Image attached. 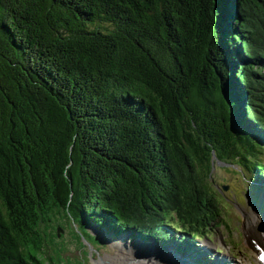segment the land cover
<instances>
[{
    "label": "trees",
    "instance_id": "16d2710c",
    "mask_svg": "<svg viewBox=\"0 0 264 264\" xmlns=\"http://www.w3.org/2000/svg\"><path fill=\"white\" fill-rule=\"evenodd\" d=\"M263 149L264 0H0V264H54L61 215L187 252Z\"/></svg>",
    "mask_w": 264,
    "mask_h": 264
},
{
    "label": "rangeland",
    "instance_id": "374dc122",
    "mask_svg": "<svg viewBox=\"0 0 264 264\" xmlns=\"http://www.w3.org/2000/svg\"><path fill=\"white\" fill-rule=\"evenodd\" d=\"M259 162L264 165V155L259 156ZM255 176V174L253 175V173L251 174V172L237 167V162H230V164L226 165L220 163L214 164L210 185L215 192L214 197L217 195L218 198H216V205L219 210H216V212H218V215H221V218L217 223H225V226L216 225L214 234L211 233L209 236L211 241L206 240L198 243L204 253L212 254V261L215 254H217V249H224V252L221 253L222 257H217L220 262L256 264V229L258 235L259 229L258 225L256 226V220L251 215L254 212L258 216V219L261 216L259 215L260 207L252 203V194L249 190L251 187L256 186V183L264 185V177L261 181H258V178ZM261 218L262 220L264 219L263 216ZM54 222L56 225L59 224L55 228L57 233L59 232V236L57 239H52L53 245L43 249L45 250L44 252L47 249L51 250L48 253L54 259V264H114L108 257L114 258L118 255L119 250L114 240L120 237H124L125 247L127 244L130 246L138 244L148 246L153 244L152 240H133L127 234L111 239L107 229L89 227L88 231L98 241L96 242V240H90L87 237V239L85 237L84 239L78 231V226L63 215L54 220ZM253 230H255V235L253 234ZM253 236H255L254 244L250 241ZM47 243L50 244L49 241ZM154 247L161 250V245ZM170 249L172 251L173 247ZM40 256L43 257V255ZM118 256L121 260L116 264H127L128 261L132 260L131 256L129 258H125L122 255ZM184 260L187 264L189 263L186 259Z\"/></svg>",
    "mask_w": 264,
    "mask_h": 264
},
{
    "label": "bare ground",
    "instance_id": "6f19581e",
    "mask_svg": "<svg viewBox=\"0 0 264 264\" xmlns=\"http://www.w3.org/2000/svg\"><path fill=\"white\" fill-rule=\"evenodd\" d=\"M251 216L256 220V225H257V222L260 218L258 219L257 218L258 216H256L254 212L252 213ZM253 234L255 235V230H253ZM257 236L258 234L256 229V248H255L257 250L256 264H264V242L263 239L261 240L259 239V237L257 240ZM250 241L254 244L255 236H253V238H251ZM114 243L118 247L119 250L118 255H122L125 258H129L131 256L132 260L128 261L127 264H187V262L182 257L181 259L180 256L175 255V253L171 251L170 248L169 251L165 249L162 251L165 253H162L159 249L155 248L153 245L145 246L144 244L137 243L138 245L130 246L129 244H127L125 247L124 237L115 239ZM118 255L114 258L108 257V259L112 263L116 264L121 260ZM135 255L137 256V259ZM133 257H135V259H133Z\"/></svg>",
    "mask_w": 264,
    "mask_h": 264
},
{
    "label": "water",
    "instance_id": "95a60500",
    "mask_svg": "<svg viewBox=\"0 0 264 264\" xmlns=\"http://www.w3.org/2000/svg\"><path fill=\"white\" fill-rule=\"evenodd\" d=\"M261 229L264 230V223L261 225ZM59 233V232H58ZM57 233V235L59 236V234Z\"/></svg>",
    "mask_w": 264,
    "mask_h": 264
}]
</instances>
